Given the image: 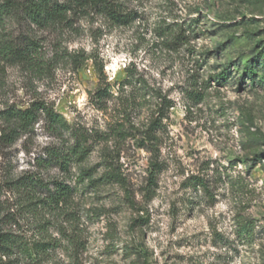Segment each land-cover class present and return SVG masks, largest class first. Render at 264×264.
Segmentation results:
<instances>
[{"label": "rangeland", "instance_id": "374dc122", "mask_svg": "<svg viewBox=\"0 0 264 264\" xmlns=\"http://www.w3.org/2000/svg\"><path fill=\"white\" fill-rule=\"evenodd\" d=\"M119 1L132 14L125 24L90 10L55 27L11 25L30 30L44 69L5 65L0 110L42 100L69 128L55 138L40 120L12 146L9 164L0 156V181L84 132L83 166L93 178L114 167L123 182H76L72 166L71 205L42 215L61 241L51 264H264V0ZM99 87L109 95L98 97ZM17 202L1 185L0 217L16 215L1 224L35 238L42 216Z\"/></svg>", "mask_w": 264, "mask_h": 264}, {"label": "trees", "instance_id": "16d2710c", "mask_svg": "<svg viewBox=\"0 0 264 264\" xmlns=\"http://www.w3.org/2000/svg\"><path fill=\"white\" fill-rule=\"evenodd\" d=\"M119 0H1L0 1V72L5 65H20L27 70L40 72L44 69V63L40 56V46L37 40L31 36L30 30L17 31L13 24L33 26L36 28H49L70 21L72 11H94L102 14L109 20L118 24L127 23L131 12L122 8ZM10 27V28H8ZM177 38L186 37L184 32L177 34ZM258 59L262 61L264 81V44L261 47ZM244 70V75L254 74L252 66ZM226 75L222 72L217 75V80H224ZM109 88H98L95 94L102 97L109 95ZM43 121V127L55 138L62 137V131L69 126L64 118L56 112L51 105L42 100L31 102L27 107L7 105L0 110V156L6 158V164L10 162L12 146L17 140L32 133L35 125ZM159 124L156 119L153 125L144 132L146 140L154 139V130ZM72 141L60 143L59 146L48 145L42 153L34 158V170H26L22 174L13 176L10 169L0 181V186L12 190L18 199L17 207L24 213L41 217L45 212L65 211L76 193V186L66 181L72 172V166L78 169L76 182L86 181L93 185L106 178L120 183L123 176L119 170L109 167L99 178H93L91 169L83 166L91 144L88 143L87 134L72 130ZM257 155V154H255ZM55 169L60 176H49V171ZM157 164L151 163V171L148 177L146 189L153 191ZM15 214L8 212L6 217H0V264H51L52 251L60 244V240L48 232L49 220L40 218L35 227V238H27L23 234L15 232V229H7L1 223L4 219L15 221ZM75 241L78 240L75 239ZM74 241V242H75ZM79 244V243H78Z\"/></svg>", "mask_w": 264, "mask_h": 264}]
</instances>
